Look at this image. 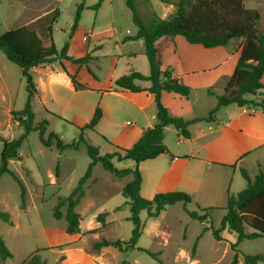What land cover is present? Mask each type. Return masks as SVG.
I'll list each match as a JSON object with an SVG mask.
<instances>
[{"label": "rangeland", "instance_id": "obj_1", "mask_svg": "<svg viewBox=\"0 0 264 264\" xmlns=\"http://www.w3.org/2000/svg\"><path fill=\"white\" fill-rule=\"evenodd\" d=\"M98 1L0 0V35L11 29L28 26L38 33L45 45H48L50 36L47 28L51 24L52 18L59 15L53 12L56 10L60 12V16L53 25V39L58 51L60 52L64 45L69 43V54L72 57L80 58L89 53L93 59L87 60L88 67L96 78L106 86L113 75L112 57L120 53L128 54L139 51L140 46L137 43H128L120 48L116 45L117 39L138 32L137 26L132 21V13L126 6V0H104L99 10L91 9L90 7ZM82 2L85 4V9L82 11L79 30L73 39H70V29L77 8ZM177 2L179 0H137L138 12L146 21L153 15L167 19L174 13ZM245 6L260 12L259 29L264 34V0H245ZM165 40L166 43H171V38ZM178 40L185 42L183 37H179ZM241 45L242 41L237 40L226 47H219L223 50L226 59L224 70L220 74H212L206 77L208 83L211 84L210 89L219 95L224 94V86L236 64ZM143 58L145 59V57ZM1 60L5 64L7 62L11 73L3 82V85H6L4 90L8 94L6 100L0 102V139H4L3 136L14 138L23 132V128L16 127L18 123L12 121L11 110H23L28 93L21 69L9 63L0 51ZM120 62L123 64L117 67L118 70L115 73L127 68L128 57L123 56ZM85 71L87 70L85 69ZM205 91L203 88H197L190 99H184L175 94H167L165 96L168 97H165L164 102L170 104L173 111L178 115L195 118L199 113H204L205 116H208L211 111L209 107L214 101H211L213 98L207 95ZM102 100L105 107H110L113 110L111 119L104 123L103 132L99 130L87 132L85 143L80 144L77 150L68 148L59 151L55 145L45 147L39 139L38 131H33L28 135L19 150L20 161L13 160L10 164V169L19 176L27 189V206L24 210L20 208L21 189L17 182L8 174L0 178V210L8 212L14 222V225L10 226L0 220V236L13 254V258L6 261L0 260V264H26L27 259L36 254L38 249L46 248L50 243H54V240L49 241L46 238L45 231L54 234L66 233L67 222L65 218L56 219L53 211L58 206L60 199L67 198L77 186L80 178L86 173L91 163L88 146L97 148L101 155L110 153L113 151L111 144L122 137L127 140L128 132L135 126L136 111H122L120 105L128 104V101L118 95L102 97L97 90L76 91L74 89L70 91L63 85L53 84L51 90L49 88L42 89V92L33 98V125L38 126L41 122L48 121L49 125L46 128L45 138H48L49 133L53 132L65 144H72L78 138L79 128L85 125L82 121L91 120L89 114L94 105L95 110L96 108L103 110L100 106ZM76 115L80 119L75 118ZM170 140L174 141V137L171 135ZM193 146L195 145L193 144ZM2 150L3 142L0 141V158ZM261 156L264 165V152L261 153ZM254 161L255 157H249V168H245L249 169L248 172L252 180L256 170ZM150 162L153 161L143 162L142 165L145 195L151 194L153 176L158 171L156 168H151ZM113 163L119 169L134 168L135 166L131 160L123 162L113 160ZM57 166L60 170L59 177L56 176ZM94 176L99 181L98 190L106 189L107 181L110 179L114 180L115 185L111 190V197L108 199L97 193L96 188L88 191L87 197L76 208V211L82 216L81 228L83 230L94 228L95 225L99 224L97 222L99 214L109 212L113 207H117L114 213H109L106 217L108 227L106 229L103 227L97 231L96 236H92V239H119L121 237L123 241H128L133 229V224L128 220L130 210L127 199L121 191L116 189L120 184L124 186L130 178L115 179L101 165H97L94 169ZM246 185L247 181L238 170L233 181L228 184V195L236 196ZM198 204L199 202L193 201L187 205L188 210L203 215L204 213L198 210L200 205ZM225 206V200L221 204L215 205L214 210L209 212L204 224L199 220H193L181 203L168 206L159 218H149L147 212L143 211L141 220L144 229L138 247L148 249L153 254L158 255L157 259L135 249L120 255L123 258V264H160V261L164 264L230 263L235 254L231 250V244L225 241H217L211 229L220 228L222 218L226 213ZM66 211L67 206L61 208L64 215ZM167 222L169 223L166 224ZM153 224H158L161 229L156 227L150 229V225ZM153 229L161 230L159 235L153 237L154 239L151 238L152 233H156ZM60 236L59 234L55 241L63 243ZM233 236L236 240V236ZM198 237L200 239L196 252L193 254L195 241ZM237 250L239 257H242L243 254L264 255V238L244 240L238 245ZM38 254L47 260V264H54L56 256L50 249L42 250ZM196 254L198 256H195ZM196 257L198 263H193Z\"/></svg>", "mask_w": 264, "mask_h": 264}, {"label": "trees", "instance_id": "obj_2", "mask_svg": "<svg viewBox=\"0 0 264 264\" xmlns=\"http://www.w3.org/2000/svg\"><path fill=\"white\" fill-rule=\"evenodd\" d=\"M104 0H99L94 6L90 7L99 10ZM126 6L132 13V21L137 26L138 32L135 36H126L123 42L143 40L145 45V56L147 57L150 73L148 76L140 72H131L130 74L120 76L114 81V91H127L140 93L148 91L154 96L157 107V124L144 131L142 136L131 148H124L113 145V151L101 155L99 150L93 146H88V155L91 163L84 176L80 178L77 186L71 194L59 201L54 209L53 215L60 220L63 217L67 222L66 233L69 235L80 232L81 216L76 211L85 197V187L87 181L92 178L94 169L97 165L108 172L115 179L130 180L123 186L122 195L127 199V205L130 210L129 221L133 224L131 237L128 241L102 239L93 245V249L99 250L102 247L113 246L122 253L138 249L149 256L157 259L148 249L137 247L143 234V223L141 213L146 211L149 218H158L160 214L178 203L184 205L186 212L193 220L204 222L209 216V212L214 208L190 212L186 206L192 202L190 195L184 192L158 193L153 199L148 200L141 196V186L143 176L139 170V164L148 160L168 154L169 150L165 144V131L168 126H173L179 134L185 138H190L189 126L202 121L203 118L188 120L182 117L172 115L167 107L161 101L162 93H174L188 99L191 89L182 84L178 79H173L171 73L162 70V59L160 54V42L164 38L183 37L192 45H201L207 49L226 47L231 42L241 40L239 56L233 69V73L227 85L224 88L223 95H216L217 105L210 111L207 120H213V117L221 107L237 105L244 107L247 105H256L263 109L264 113V34L259 29L261 14L256 9H249L245 6V0H179L175 5L174 13L167 19H161L153 15L148 21L144 20L138 12L137 0H126ZM85 4L82 2L76 11L73 25L70 29L69 38L72 39L77 32L82 11ZM59 14L52 18L48 26L49 44L45 45L38 33L28 26H21L11 29L0 35V51L6 59L21 69L22 77L26 82V91L28 93L27 101L23 110L11 111L12 121L17 122L23 128V132L12 140L0 139L3 142V150L0 158V178L8 174L17 182L21 189V205L24 210L27 206V189L19 176L9 168L13 160L20 161L19 150L28 135L33 131L39 132V139L43 146L55 147L59 151L65 149H78L80 144L85 143L87 132L96 131V127L102 119L103 112L96 108L92 119L79 128L78 138L72 144H65L64 141L51 132L48 138H45L48 121L41 122L38 126L33 125L32 101L37 95L38 90L32 76V69L44 64H51L57 60H67L74 65H79L92 73L87 65V60L93 59L89 53L84 57L74 58L68 55L69 43H66L59 52L53 39V25L60 16ZM69 75V74H68ZM72 85L76 91L89 90L86 85L81 83L74 75H69ZM137 81H149L151 86L147 89L138 85ZM210 95L214 93L209 90ZM252 95L257 100L250 101L246 96ZM113 160L123 162L131 160L135 163L134 168H117ZM59 166L56 168V176L59 177ZM242 177L247 181V186L236 196L229 195L226 211L222 218L220 228L212 229V234L217 241H223L222 234L225 230L229 234L236 236V242L231 244V250L235 253L232 261L228 264H239V253L237 247L244 240H256L264 238V171L260 170L251 180L248 172L241 170ZM67 206L66 214L61 212V208ZM107 213H101L97 216V222L102 227L106 226ZM0 220L10 226H13V220L8 212L0 210ZM93 232V231H89ZM200 237L195 241L193 254L196 252ZM13 258L12 252L7 247L4 239L0 236V260L6 261ZM243 264H264V255L243 254ZM26 264H46L38 252L30 256ZM160 264H164L160 261Z\"/></svg>", "mask_w": 264, "mask_h": 264}, {"label": "crops", "instance_id": "obj_3", "mask_svg": "<svg viewBox=\"0 0 264 264\" xmlns=\"http://www.w3.org/2000/svg\"><path fill=\"white\" fill-rule=\"evenodd\" d=\"M78 30L75 34L78 33ZM135 35L136 34L130 36ZM125 37L117 39L118 41L116 42V45L119 46V48L128 43H137L140 46V50L130 52L128 54L120 53L117 56L112 57L113 75L106 86L105 84H102L99 79H95L91 74L85 71V68L80 67L79 65H74L67 60H57L51 64H44L35 67L32 69V76L37 86V95L42 92V89L49 88L51 90L53 84L63 85L70 91H73L74 87L69 75H75L79 81L83 82L84 85L90 88L87 91L97 90L101 93L102 97L111 95L124 97L128 101V104H121L120 108L122 111H136L134 119L135 126L128 132L127 140L122 137L115 140L112 144H118V146L124 148H131L142 136L145 130L155 126L157 121V107L154 96L148 91L140 93L114 91V81L120 76L130 74L133 71L140 72L145 76H148L150 73L149 63L147 57L145 56L144 41L137 40L124 43L123 39ZM178 38L179 36L171 38V43H166V38L161 40L160 54L162 59V70L164 72L171 73L173 79H178L182 84L190 87L191 94L188 99L192 97L193 92L196 91L197 88H203L206 90V94L214 99H211L214 103H211L209 107L210 110H212L217 105L216 95L219 94L210 89L211 84L208 83L209 81L206 77L212 74H220L221 71L224 70L226 59L223 54V50L219 47L206 50L207 48L201 45H192L186 40L184 42L183 40H178ZM68 55L71 56L69 52ZM123 56L128 57V66L123 69L124 71L115 73L116 70H118L117 67L120 64H123V62H120L123 59ZM143 57H145L146 60ZM57 63L59 65H56ZM10 73L11 70L7 62L5 64V62L1 60L0 102L6 100L8 93L4 90L6 85L4 86L3 82L7 80ZM232 73L233 70L229 75L227 83L229 82ZM136 83L145 89L151 86L149 81H137ZM209 90H211L214 95H210ZM167 94L174 93H162L161 101L172 115L188 120L195 118H203V120L189 126V139L183 138L173 126H168L166 128L164 142L169 150V153L163 154L156 159L148 160L153 161L150 162L152 164L151 168H156L158 170L153 176L154 182L152 183L151 194L149 195L144 194L145 181L142 169V165L144 163L142 162L139 164V170L141 169L140 171H142L141 174L143 176L141 196L151 200L158 193L184 192L191 196V203H193V201L199 202L200 205L198 204V210L214 208L215 205L221 204L223 200H225L227 204L229 196L227 192L228 184L233 181V177L238 170L240 173L242 169L248 172L249 169L247 170L245 168H249V157H255L254 163L256 164V170L254 176H256L260 170L264 171V165L262 163L263 157L261 156V153L264 152L263 109L253 104L244 107L229 105L219 108L211 121L207 120L209 114L208 116H205L204 113H199V115L195 118H189L184 115H178L175 111H173L170 104L164 102L165 97H168L165 96ZM250 96L252 95H248L246 98L250 101L257 100L255 96ZM261 98L264 99V95ZM100 106L103 109V116L96 127V131L99 130L103 132L102 129H104V123L111 119L113 110L110 107H105L103 105V100ZM94 112L95 105L90 111V119H92ZM75 118L80 119L78 115H76ZM82 122L83 124H87L89 119H85V121ZM16 127L21 128L19 125ZM170 135L171 137H174V141L170 140ZM18 136L19 135H17V137ZM3 137L7 140L16 138ZM193 144L195 146H193ZM11 163L12 161L10 164ZM107 183L108 185H106V189L98 190L97 186L99 181L93 173L92 178H90L86 183L85 197L83 200L87 197L88 191L92 188H96V190H98L97 193L105 196L106 199L110 198L111 190L114 187L115 182L110 179ZM122 188L123 184H120L116 190L122 191ZM116 209L117 207H113L106 213L108 215L109 213L112 214L116 211ZM186 209L188 210L187 206ZM168 223L169 222L166 224ZM202 224H204V222H202ZM107 227L108 222L106 220V226L104 229ZM155 227L157 229H161L158 224H153L152 226L150 225L149 228L151 229ZM102 228L103 227L100 223L95 225L94 228H89L87 230H83L80 225V232L77 234L69 235L64 232L59 233L63 243L55 241L59 234L45 231L46 238L49 241L54 240V243H50V245L46 248L38 249L37 252L45 249L53 251L56 256L54 264H123V258L120 257L123 253L117 248L109 246L102 247L99 250L93 249V245L96 242L101 241L102 238L92 239V236H96V232L100 231ZM153 230L156 231V233H152L151 238L159 235V231H161L156 229ZM89 231H93V233H88ZM222 237L224 239L223 241L229 242L230 244H234L236 241L233 234H229L227 230L223 232ZM105 239L111 241L117 240L108 238ZM119 239L123 240L121 237ZM195 256H198V254ZM42 260L47 264V260L45 258H42ZM196 262L198 263L197 257L193 260V263ZM239 264H243L242 257H239Z\"/></svg>", "mask_w": 264, "mask_h": 264}]
</instances>
